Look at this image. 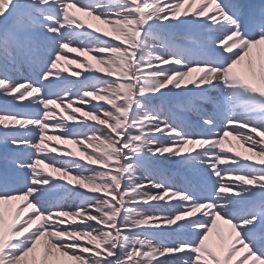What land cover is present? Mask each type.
<instances>
[{
    "label": "snow or ice",
    "instance_id": "obj_1",
    "mask_svg": "<svg viewBox=\"0 0 264 264\" xmlns=\"http://www.w3.org/2000/svg\"><path fill=\"white\" fill-rule=\"evenodd\" d=\"M69 49L105 66L75 94ZM0 98V264H264V0H0Z\"/></svg>",
    "mask_w": 264,
    "mask_h": 264
},
{
    "label": "bare ground",
    "instance_id": "obj_2",
    "mask_svg": "<svg viewBox=\"0 0 264 264\" xmlns=\"http://www.w3.org/2000/svg\"><path fill=\"white\" fill-rule=\"evenodd\" d=\"M246 3H249V2H246ZM252 3H253V2H250V4H252ZM259 3H260V2H258V4H259ZM70 11H71V12H75V9H70ZM76 15H77V16H81V18L84 20L86 26H87L88 24H91V25H92V27H91V28H88L87 30L93 32V35H99V34H100V33H97V32L95 31V29H97V28L100 29L101 32H108V33H109V36L112 35V33H111V29H110V27H109L108 25L102 24V23H100L99 21H96V20L92 19L91 17L83 16V14L78 13V12H76ZM166 34L168 35V37L176 36L177 34H186V35H189V34H191V31L185 29V30H178V31H176V32H168V33H166ZM176 37H178V36H176ZM81 39H84V38L82 37ZM185 41H186V40H185ZM77 45H78V44H77ZM66 52H67V54H75V55L82 56V57H84L85 59H87L91 64H93L95 69H100V70H101V73L104 71L105 66L100 65V64L97 63L96 59H94V56H93L94 54H91V55H90V54H86V53H78V52H75V51H71L70 49H69V50H66ZM71 63H73V62H70V60H68V61L65 60V61H63V62L58 66V68L55 70V71H60V72H62L63 75L67 77V79L64 80L63 82L59 83V84L57 85V87H67V86H70L71 84H75V83H79V84L81 85V84H83V83L86 82V81H84V80H80V81H79V79L75 77L76 75H74L73 72H72L71 69H70ZM242 70H243V66H242ZM197 75H198V74L194 72V73L192 74V78H195ZM53 78H55V77H53ZM79 84H76V85H79ZM69 90H70L73 94L75 93L74 88H73V89H69ZM213 95H215V93H213ZM181 100H182L181 97H172V98H169V99L165 100L164 102L167 103L169 106H171V105L179 104V103L181 102ZM78 103H79V102H77V104H78ZM93 103H105V102H104V101H94ZM201 106H203L204 108H206L208 111L213 110V105H212V104H203V105H201ZM73 107H74V106H73ZM173 109H174L175 111H178L181 115H184L183 113H181V112L179 111V109H177V108H173ZM56 110H57V111H60L59 108H57ZM71 111H72V109H68V110H67V113H65V114L71 113ZM76 115H78V113H76ZM190 117H191V115L188 113V114H187V119H189ZM93 122H94V121H93ZM69 123H72V122H69ZM59 134H60V130H50V132H49V135H53V136H55V135H59ZM229 138L232 139L231 136H230ZM46 143L48 144L49 147H59V146L61 145V144L59 143V141L56 140V139H53V140H51V141H47ZM84 146H85V147H84L85 149L87 148V151H88L89 153H91V152L93 151V149H91V148L88 147L87 145H84ZM225 148H227V147H225ZM240 150H241V149H239V147H236L235 149H233V153H235V152H239V153L241 154ZM73 152L76 154L74 158H79V157H81V156H85V152H84V151H79V149H74ZM243 153H244L245 155H247V156H250V154H251V153L247 152L246 149L242 150V154H243ZM2 156H3V147H2V145H0V157H2ZM65 158L68 159V157H65ZM82 162H85V161H82ZM3 167H4V163H3V162H0V169L2 170ZM165 167H166L168 170H171V171H173V170H174V171H181L183 174H185V175L187 176L188 180H189L190 182H192V183H194V182L196 181V177H195V175H194L193 173H191V172H189V171H186V170H182V169H180L178 166L165 165ZM190 176H191V178H190ZM62 183H65V181H62ZM65 184H66V183H65ZM60 193H63V192H58L57 194L59 195ZM55 195H56V194H55ZM69 200H70V199H69ZM70 202H71L70 206L72 207L74 203H73L72 200H70ZM159 203H160V204H164L163 201H162V202H159ZM165 207H166V205H165ZM221 223H222V222H221ZM222 224H223V223H222ZM221 227L225 230V233H226V232H227V226L223 224ZM209 243H210L213 247H216V246H218L219 240H218V238L213 234V235L211 236V238H210Z\"/></svg>",
    "mask_w": 264,
    "mask_h": 264
},
{
    "label": "rangeland",
    "instance_id": "obj_3",
    "mask_svg": "<svg viewBox=\"0 0 264 264\" xmlns=\"http://www.w3.org/2000/svg\"><path fill=\"white\" fill-rule=\"evenodd\" d=\"M166 33L168 32H165L163 33L165 36H168ZM176 36L178 37H183V36H186V34H177ZM177 43L179 44H183V45H187L189 47H191L192 45H188V42L185 41L184 39H177L176 41ZM78 45H73L72 47H77ZM86 54H89V53H86ZM91 55V54H90ZM94 56V55H93ZM68 61L70 60V62H73L71 63V66H70V69L73 73L75 72H80L82 75L81 76H75L76 78L80 80H83V75H86L88 73V71L90 70L88 67H86L87 65H90L91 66V70H95L94 68V65L91 64L87 59H85L84 57L82 56H79V55H75V54H67V59H62L60 64L63 62V61ZM24 76H27L28 73L27 72H24L23 73ZM86 83V82H85ZM76 84H79V83H75V84H71L70 86H67L68 89H73L75 90V93L80 91V84L79 85H76ZM62 88H65V87H57L56 90H60ZM74 93V94H75ZM91 99V98H89ZM96 101V100H93V102ZM165 106L166 107H169V105L167 103H165ZM74 107L78 106V104H74L73 105ZM4 107H11V104L9 102H6L4 101L2 98H0V108H4ZM203 107V106H201ZM204 108V107H203ZM205 110H207L206 108H204ZM172 110L174 112H176L177 115H181L178 111H175L173 108ZM191 115V117L187 120L189 121H194L195 119H197V114L196 113H189ZM80 120H84L86 119L84 116H83V112H79L78 115ZM89 123H95L91 120L88 121ZM97 127H102L100 125H97ZM228 141H231V144H229L227 141L225 142V147H231L232 149H235L236 147H239L240 152H241V157L242 156H247L245 155L244 153L242 154V150L246 149V145H243L242 142H238L236 140H234L233 138H227ZM59 143L61 144L59 147L57 148H60L62 150H66V151H71L73 152L74 149H79V151H84L85 152V146L84 145H87V144H84V145H78V144H75L73 143L71 140H58ZM251 155V154H250ZM0 162H3L2 159H0ZM1 170V169H0ZM161 170L165 173L166 176L168 177H171L172 178V181L175 182L178 186L180 185H183V184H189V183H192L188 180L187 176L185 174H183L181 171H171V170H168L165 166H161ZM55 175V174H54ZM191 178V176H190ZM65 183H67L65 181ZM73 185H69V187H72ZM52 199L54 201H63L64 204H65V207H71L70 204V200L67 199V194L66 193H60L59 195L56 194L52 197ZM73 208L75 207V204H73L72 206ZM145 210L146 211H151V209H148L147 206H145ZM166 214V213H165ZM223 224L221 223V226Z\"/></svg>",
    "mask_w": 264,
    "mask_h": 264
}]
</instances>
